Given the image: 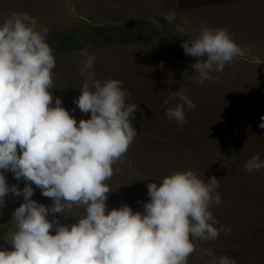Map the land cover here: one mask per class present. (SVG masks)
<instances>
[{
    "label": "clouds",
    "instance_id": "1",
    "mask_svg": "<svg viewBox=\"0 0 264 264\" xmlns=\"http://www.w3.org/2000/svg\"><path fill=\"white\" fill-rule=\"evenodd\" d=\"M47 35L48 29L38 27L28 13H12L0 22V207L9 193L23 196L12 214V248L0 250V264H188L196 241L229 233L230 227H215L219 221L211 211L222 203L220 179L205 181L193 170L148 183L150 199L143 211L127 204L108 210L112 189L107 181L138 135L132 126L138 105L129 102L123 81L94 79L90 70L96 56L87 53L80 67L84 81L73 102L90 118L77 121L60 97L53 104L56 58ZM182 47L185 55L197 58L191 67L200 86L218 82L219 75L212 73H223L242 55L226 28L203 24ZM169 100L179 102L166 108V118L182 129L186 112L196 106L183 90L173 91L164 104ZM261 121L264 128V116ZM244 167L251 174L264 169V160L254 154ZM8 171L26 182L23 189L8 185ZM33 184L52 206L32 199ZM74 207L83 209L77 222L60 223L55 214L70 217L66 213ZM204 254L211 264H235L211 250Z\"/></svg>",
    "mask_w": 264,
    "mask_h": 264
},
{
    "label": "crops",
    "instance_id": "2",
    "mask_svg": "<svg viewBox=\"0 0 264 264\" xmlns=\"http://www.w3.org/2000/svg\"><path fill=\"white\" fill-rule=\"evenodd\" d=\"M145 1L149 2L141 0L136 6L147 7L151 3ZM203 1L178 0V3L183 7L191 6L193 10L190 12L194 17L208 19L204 22L209 23V27L222 28L219 15H215L217 11L211 12L208 5L200 7L199 2ZM169 2L175 3L176 0ZM247 7L249 24L258 13H252L255 11ZM249 34L252 33H247V43L242 42L243 34L235 36V43L245 49L264 50V41L253 44ZM143 47V43H136L130 50L133 54H125V65L121 66L127 73L119 74L120 80L126 84H123L125 89H130L129 102L138 105L132 121L138 135L131 145L153 147L147 167L155 179L151 178L150 183L159 184L165 176L184 170H193L205 181L213 176L220 179L217 191L222 203L214 205L211 211L219 221L215 227L231 229L227 234L221 231L214 241H196L197 250L189 257V263L211 264L210 257L204 254L205 250H211L217 258L228 256L235 260V264H264V169L250 174L244 167L254 154L259 153L260 159L264 160V128L259 126L264 116V63L249 65L235 58L225 66L223 73H212L213 76L219 75L218 82L205 81L200 86L194 83L196 73L191 67L197 58L189 55L172 57L175 49L172 54L165 48H158L159 54L169 53H165L169 59L167 65L187 67L185 72L172 69H167V73L155 72L156 69L148 74L142 70L139 72L141 66L137 61L145 58ZM143 81L147 82L146 86L141 84ZM128 82L135 84L131 86ZM148 82L152 84L148 85ZM177 82L183 83L182 86L176 85ZM186 82L189 84H184ZM177 90H183L196 106L194 111L186 112L187 123L182 129L175 121L170 123L165 115L166 108L175 107L179 101L169 100L165 105L164 100ZM224 98L230 99L225 103L217 101ZM144 129L153 132L145 134ZM166 146H179L181 149L172 150Z\"/></svg>",
    "mask_w": 264,
    "mask_h": 264
},
{
    "label": "rangeland",
    "instance_id": "3",
    "mask_svg": "<svg viewBox=\"0 0 264 264\" xmlns=\"http://www.w3.org/2000/svg\"><path fill=\"white\" fill-rule=\"evenodd\" d=\"M141 0H0V22L12 13H28L37 18L38 27L48 29L47 42L54 50L56 67L54 69V89H52L53 104L56 97H60L63 107L79 121L89 119L90 113H82L73 102L80 95V87L84 77L80 74V67L85 59V53L95 55L96 61L93 69L94 79L104 81L108 78L119 79V74L127 73L122 67L123 57L126 53L133 54L136 43H143L145 58H139L137 63L144 73H151L152 69L158 73H167V69L185 72L187 67L167 65L168 52L175 49V56L185 55L182 44L185 40L191 42L199 33L206 18L194 17L190 7L179 5L169 0L150 3L147 7L138 8L136 3ZM221 1V2H220ZM171 3V4H170ZM201 8L208 5L211 12L217 11L218 20L222 21V28H226L234 39L237 34H243L242 42L247 43V33L252 43L264 41L263 12L264 0H205ZM170 5V6H169ZM211 5V7H210ZM252 8L255 15L254 21L248 24V7ZM102 10V11H101ZM109 10L110 13H109ZM221 11V12H220ZM174 13V19L169 21L166 16ZM213 19V18H212ZM209 18V20H212ZM192 20L195 24L191 23ZM198 22V23H197ZM207 25V23H205ZM208 25H210L208 23ZM207 25V26H208ZM192 26V27H191ZM197 26V27H196ZM211 27V26H210ZM214 28V27H212ZM179 29V30H178ZM182 30V31H181ZM251 31V32H250ZM246 33V34H244ZM235 34V35H233ZM153 42L154 43L153 45ZM158 42H161L160 44ZM159 44V45H158ZM156 47V48H154ZM158 48H165L168 52L159 54ZM241 48V47H240ZM131 50V51H130ZM242 55L236 57L247 64L264 63V50H250L241 48ZM134 51V50H133ZM168 53V54H165ZM161 57L163 59H158ZM129 63V62H128ZM127 63V64H128ZM122 65V66H121ZM122 67V68H121ZM121 68V69H120ZM174 85L175 82H164ZM125 84V83H123ZM135 83H129L128 85ZM141 84L147 85V82ZM152 83L148 82V85ZM183 83H176L181 85ZM189 84V83H184ZM126 85V84H125ZM124 85V88H125ZM146 91L148 90L145 89ZM130 92V89H128ZM151 93V91H150ZM230 98L217 99L224 103ZM146 101V100H145ZM153 131L144 129L145 134ZM172 150H179V146H166ZM153 147L131 145L123 159L113 166L112 177L107 181L112 191L108 194L107 208L111 210L127 204L135 211H143L144 203L148 202L147 184L154 173L147 165L150 162ZM8 185H17L20 189L25 186L24 180H16L11 171L5 172ZM33 200L52 206L51 198L44 197L41 190L34 184ZM23 196H14L9 193L5 197V206L0 207V250H11L8 243L9 233L15 231V221L12 214L20 204ZM83 209L74 207L64 217L57 213L55 216L62 224L71 225L77 222V215H82ZM53 217L50 214L49 219ZM53 234L55 230H52ZM10 247V248H8ZM191 263V262H190ZM189 260H188V264Z\"/></svg>",
    "mask_w": 264,
    "mask_h": 264
},
{
    "label": "bare ground",
    "instance_id": "4",
    "mask_svg": "<svg viewBox=\"0 0 264 264\" xmlns=\"http://www.w3.org/2000/svg\"><path fill=\"white\" fill-rule=\"evenodd\" d=\"M206 128V127H205ZM8 248H10V247H8Z\"/></svg>",
    "mask_w": 264,
    "mask_h": 264
}]
</instances>
